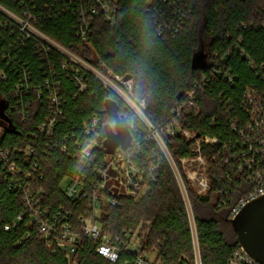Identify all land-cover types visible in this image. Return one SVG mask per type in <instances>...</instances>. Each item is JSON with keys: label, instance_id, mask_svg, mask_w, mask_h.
<instances>
[{"label": "trees", "instance_id": "trees-1", "mask_svg": "<svg viewBox=\"0 0 264 264\" xmlns=\"http://www.w3.org/2000/svg\"><path fill=\"white\" fill-rule=\"evenodd\" d=\"M92 1L0 0V6L17 14L25 9L34 12L43 33L99 71L132 76L131 97L137 104L144 103L143 112L156 127L164 128L184 94L205 78V88L196 98L197 108L183 112V127L221 142L233 136L230 119L242 113L240 104L246 90L264 89V0H174L176 10L164 0H117L116 24L98 19L87 42H83L77 33L78 9H87ZM160 11L170 25L185 17L177 34L165 31L166 35H157L155 15ZM0 19L6 21L0 26V100L7 106L5 115L10 121L0 119V149L11 150L21 169L16 175L0 161V264H69L55 239L41 236L26 214L16 183L19 180L25 184L23 175L31 167L17 157L23 158L26 147H36L39 166L31 171L29 180L41 192L43 206L52 211L63 207L77 220L88 210L89 201H70L61 184L80 169L75 143L84 147L90 140L85 126L94 118L100 121L94 154L98 162L108 155L103 150L105 126L114 127L115 119L105 112L107 101L114 102L118 114L128 122L133 143L124 151L137 166H156L157 171L139 199L121 197L114 207L108 202L110 194L101 193L106 199L100 202L99 223L103 233L122 239L119 261H107L96 252L94 242L81 239L73 258L75 264H136L138 256L145 254H155L164 264H195L179 184L158 145L147 139L140 117L117 93L85 70L80 75L86 89L80 91L70 70L63 69L66 58L62 54L42 51L35 41L24 39L1 13ZM201 50L207 56V67L194 71L192 60ZM214 69L226 71L233 82L213 74ZM54 93L58 104L53 113ZM53 115L56 123L51 134L41 132L40 127ZM166 141L178 165L180 159L195 155L191 151L195 140L179 135L167 136ZM220 146L202 147L209 163L208 194L198 195L185 181L202 264H228L240 248L228 215L251 189L234 166H222L214 159ZM86 173L93 182L95 176ZM135 239L140 244L132 250Z\"/></svg>", "mask_w": 264, "mask_h": 264}, {"label": "built area", "instance_id": "built-area-1", "mask_svg": "<svg viewBox=\"0 0 264 264\" xmlns=\"http://www.w3.org/2000/svg\"><path fill=\"white\" fill-rule=\"evenodd\" d=\"M164 2L170 5V8L176 10V1L164 0ZM34 9L36 8L34 7ZM0 13L24 39L35 41L38 48L42 51L48 53L51 50H55L62 54L66 58L65 63H63V69L70 70L80 91L86 89L83 78L80 75L81 70L91 73L119 96L124 94V86L130 82L132 83V81L125 82L124 77L115 76L111 71L106 73L99 71L88 60L74 54L51 39L41 31L38 24L40 20L34 12L25 9L21 14H17L0 6ZM177 13L178 11L175 12V14ZM78 14L80 17L77 33L83 42H87L91 34V28L98 19L102 18L112 26L116 24L118 14L117 0H93L87 9L83 7L78 9ZM155 18L159 37L166 35L165 31L173 35L177 34L181 30L185 19L183 17L176 24L170 25L166 14L161 11L155 15ZM4 23L6 21L4 22L0 19V26L5 25ZM91 59L94 61L93 58ZM213 74H220L225 81L233 82L232 76L226 71L214 69ZM104 79L117 89L105 83ZM205 85L206 79L203 78L193 86L192 90L184 94V99L174 110V116L164 128L156 127L145 116L143 112L144 103L139 104L138 110L140 113L134 110L147 130V139L154 141L158 145L179 184L190 223L195 264H202V259L194 212L185 181L190 184L198 195L205 196L208 194L210 190L209 163L206 156L202 153L204 145L220 144V149L214 159L222 166H234L236 171L245 177L251 187L250 191L231 209L228 215L230 221L236 219L249 203L264 197V89L248 88L246 90L240 104L242 113L238 117L230 119L229 127L233 136L228 141L221 142L217 138L200 137L183 127V112L197 108V95L204 90ZM131 89H133L132 86ZM51 99L54 104L51 112L54 113L56 111L55 106L58 104L57 94L54 93ZM231 109L233 108L231 107ZM55 117L54 115L51 116L40 127V131L50 135L56 123ZM99 129L100 121L98 118H94L90 124L85 126V133L90 140L84 147L77 141L75 143L78 150L76 156L80 160L81 167L74 177L65 179L61 184L64 196L70 201H79L81 199L89 201L88 210L79 215L77 220L74 219L71 211L63 207L52 211L51 208L43 206L41 192L35 190L29 180L32 176L31 171H36L39 166L36 147H26L23 152V158L17 157V159L20 158L22 162L27 163L31 167L30 171L25 172L23 175L25 184L21 185L19 180L16 183L21 191L26 214L29 215L31 222L38 226L41 236L47 240L55 239L59 249L69 259V264H75L73 258L81 239L94 242L97 245L96 252L107 261L111 263L119 261L122 251V239L120 237L113 238L111 235L103 233L99 223L100 202L106 199L101 197V193L108 192L110 194L111 198L108 199V202L114 207L117 206L118 199L121 197L139 199L148 190V179H152L155 171H157L156 166H152L150 169L137 166L121 147L98 162L94 149L98 145ZM179 135L187 140H195L196 142L191 150L195 155L180 159V165L177 164L170 154L168 142L166 141L167 136L176 137ZM63 150L65 151L66 147ZM12 156L13 152L11 150L0 149V161L5 163L6 168L10 172L18 175L21 169L18 168L17 161H14ZM189 163L191 165L196 164L198 168L193 169L191 167L189 170L186 168V171L185 165ZM87 171L95 176L93 182H90ZM18 219L22 220V217ZM130 249L137 250L138 248L132 247ZM136 264L164 263L158 260L153 263L145 254L138 256ZM228 264L259 263L240 246L232 254Z\"/></svg>", "mask_w": 264, "mask_h": 264}, {"label": "water", "instance_id": "water-1", "mask_svg": "<svg viewBox=\"0 0 264 264\" xmlns=\"http://www.w3.org/2000/svg\"><path fill=\"white\" fill-rule=\"evenodd\" d=\"M207 56L203 50L196 53L192 60V70L205 69ZM132 76L124 77V81H132ZM6 104L0 100V119L10 123L5 115ZM106 113L113 116L115 126H105L106 140L103 150L112 154L119 147L127 149L133 143L126 118L118 114V107L114 102H106ZM233 231L238 237L240 245L259 264H264V197L249 203L241 213L231 221Z\"/></svg>", "mask_w": 264, "mask_h": 264}, {"label": "rangeland", "instance_id": "rangeland-1", "mask_svg": "<svg viewBox=\"0 0 264 264\" xmlns=\"http://www.w3.org/2000/svg\"><path fill=\"white\" fill-rule=\"evenodd\" d=\"M93 59H94V61H95V57H92ZM104 81H105V83H107V84H109L110 86H112V87H114L115 89H117L114 85H112L109 81H107L106 79H104ZM131 86H132V88H133V83H129V84H127L126 86H124L125 88H124V94H121V98L123 99V101L128 105V106H130L133 110H135L137 113H140V111L138 110V107H140V105L139 104H137L133 99H132V97H131V94H132V89H131ZM2 131H3V126H2V124L0 123V134L2 133ZM186 167H185V170H186V168H187V170H189V169H191V167L193 168V169H197L198 167H197V165L196 164H193V165H191L190 163L189 164H186L185 165ZM186 170V171H187ZM232 225V224H231ZM139 244H140V241L138 240V239H135L134 241H133V243H132V247H134V248H138V246H139ZM148 258L150 259V261L151 262H153V263H155L157 260H156V256H155V254H149L148 255Z\"/></svg>", "mask_w": 264, "mask_h": 264}]
</instances>
